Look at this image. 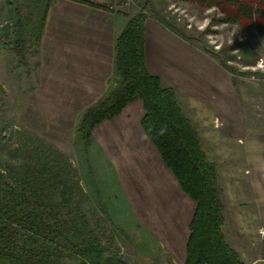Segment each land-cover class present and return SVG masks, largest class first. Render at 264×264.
Wrapping results in <instances>:
<instances>
[{
    "label": "crops",
    "instance_id": "0c3cea01",
    "mask_svg": "<svg viewBox=\"0 0 264 264\" xmlns=\"http://www.w3.org/2000/svg\"><path fill=\"white\" fill-rule=\"evenodd\" d=\"M82 1L54 0L48 7L34 84L21 91L17 104L19 126L63 152L67 150L63 143L74 139L82 113L110 91L116 74L117 39L138 11L120 0ZM158 11L151 12L146 21L149 71L175 89L184 111L183 100L192 102L193 109L210 103L219 110L225 105L233 110L231 77L219 69L216 60L182 39ZM144 111L142 101L130 103L120 115L93 130L91 145L110 165L132 220L143 226L147 245L152 247L149 254L156 251L155 256H169L170 264H185L196 203L148 138L141 122ZM211 123L213 149L202 146L217 165L226 241L245 264H264V135L246 130L244 122ZM193 124L204 144L210 132L207 125ZM234 125L240 127V135H235ZM219 133L240 151L231 147L228 156H221L215 145ZM132 261L137 263V259Z\"/></svg>",
    "mask_w": 264,
    "mask_h": 264
},
{
    "label": "trees",
    "instance_id": "16d2710c",
    "mask_svg": "<svg viewBox=\"0 0 264 264\" xmlns=\"http://www.w3.org/2000/svg\"><path fill=\"white\" fill-rule=\"evenodd\" d=\"M53 1L47 2L37 33L31 32L30 19L19 11L15 24L6 26L7 35L14 33L13 51L22 65L26 64L28 47H34L35 55L38 53L47 9ZM188 1L218 8L224 23L247 25L264 34V0ZM41 4L35 3L36 10ZM152 10V0H146L130 16L117 39L116 75L111 89L83 112L77 134L88 145L99 124L120 115L130 103L143 101L141 122L148 138L183 191L196 203L185 264H245L223 233L225 206L217 165L207 158L199 132L182 109L176 91L163 86L147 67L146 21ZM33 140L44 143L35 136ZM42 173L0 170V264H8L11 258L22 261L29 257L34 264H60L63 257L74 260L65 264H130L120 254H111L102 263L108 248L88 225L86 216L73 211V187L57 181L56 201L46 194Z\"/></svg>",
    "mask_w": 264,
    "mask_h": 264
},
{
    "label": "rangeland",
    "instance_id": "374dc122",
    "mask_svg": "<svg viewBox=\"0 0 264 264\" xmlns=\"http://www.w3.org/2000/svg\"><path fill=\"white\" fill-rule=\"evenodd\" d=\"M38 1L42 4L36 10L35 3ZM48 1L0 0V170L43 172L40 179L46 183L41 184L46 194L56 201L59 200L57 181L61 185L72 186V204L76 206L73 211L86 216L88 225L99 235L102 245L108 248L102 263L111 254H120L132 264V259H137L136 264H170L167 255L155 256L156 251H150L149 254L152 247L147 245L146 232L141 224L132 220L128 207L122 202V196L119 197L120 186L110 171L111 167L105 163L104 158H100L97 146L94 148L91 145L92 140L87 145L76 130L73 141L63 143L67 145V150L55 153L52 150L54 147L45 143L38 144L33 140L34 134L31 131L19 126L18 100L21 91L34 84L38 62L34 47H28L26 64H21L20 57L13 51L14 33L11 30L12 33L7 35L6 26L15 24L19 11L30 19L28 23L31 32L37 33L39 19L43 17ZM144 2L146 0H134L131 8L139 11ZM153 2L170 28L188 44L195 46V50L216 60L219 69L232 79L233 110L230 105H225L226 108L222 106L219 110L210 103L201 106L197 104V108L193 109L192 102H182L184 112L192 124L202 123L210 131L207 133L208 138H203L204 144L201 146L213 149L210 143L214 134L211 122H244L246 130L264 135V34L247 25L222 22L223 14L216 7L204 8L188 0ZM156 8L153 5L152 13H156L153 12ZM210 100L213 101V98ZM215 116L221 119L217 120ZM26 123L27 128L34 129L27 126L29 122ZM232 130L237 135L240 127L234 125ZM219 137L215 145L221 156H228L226 151L231 147L234 152L240 151L224 135L219 133ZM153 247L156 246L153 244ZM69 261L74 260L63 257L60 264ZM34 263L35 260L29 257L22 261L11 258L8 264Z\"/></svg>",
    "mask_w": 264,
    "mask_h": 264
},
{
    "label": "built area",
    "instance_id": "2783aa9c",
    "mask_svg": "<svg viewBox=\"0 0 264 264\" xmlns=\"http://www.w3.org/2000/svg\"><path fill=\"white\" fill-rule=\"evenodd\" d=\"M121 1V4L124 5V6H129L132 4V2L134 0H120Z\"/></svg>",
    "mask_w": 264,
    "mask_h": 264
}]
</instances>
